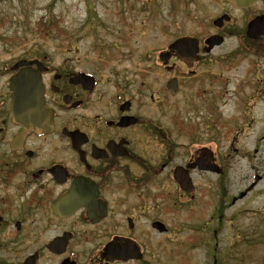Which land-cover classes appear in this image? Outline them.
<instances>
[{"label":"flooded vegetation","instance_id":"obj_1","mask_svg":"<svg viewBox=\"0 0 264 264\" xmlns=\"http://www.w3.org/2000/svg\"><path fill=\"white\" fill-rule=\"evenodd\" d=\"M214 4L215 13L197 32L176 36L163 49L162 94L165 108L173 111L166 115L165 130L150 111L143 112L138 93L118 81L110 88L71 59L54 62L55 53L37 47L18 59L32 64L17 71L40 72L48 118L23 126L12 120L8 88L0 99V264H168L166 258L187 264L185 204L200 199L202 174L217 176L218 184V175L200 168L219 162L213 128L210 144L202 145L200 119L181 117L179 111L200 105L208 120L217 121L213 88L225 79L219 67H204L220 63L228 71L254 51L253 45L264 43V0L244 7L228 0ZM258 18L261 26L249 30ZM212 36L222 42L206 52ZM180 37L197 40L194 59L168 49ZM231 40L236 47L214 52ZM249 66L248 60L246 70ZM169 82L174 83L167 87ZM155 95L148 97L151 103ZM176 169L187 172L193 192L179 188ZM237 200L238 195L231 197L229 207Z\"/></svg>","mask_w":264,"mask_h":264},{"label":"rangeland","instance_id":"obj_2","mask_svg":"<svg viewBox=\"0 0 264 264\" xmlns=\"http://www.w3.org/2000/svg\"><path fill=\"white\" fill-rule=\"evenodd\" d=\"M215 1L0 0V99L7 93L9 67L32 46L55 53L50 55L54 62L71 59L110 88L116 81L128 86L138 93L143 112L150 111L165 130L166 115L173 111L163 100L167 75L159 52L174 37L197 32L215 13ZM51 21H56L54 28L39 34L38 25ZM236 44L231 40L214 52H227ZM253 50L228 71L220 63L204 67H219L216 71L225 79L213 88L217 121L208 120L200 105L179 111L181 117L200 119L202 145H209L212 135L217 137L218 166L223 169L218 184L217 176L202 174L197 179L201 202L185 204L182 236L186 235L187 264H213L215 259L218 264H264V43L253 45ZM152 94L156 95L151 103ZM255 175L261 177L257 185L229 207L230 198L247 188ZM221 204L225 207L219 214ZM160 246L168 248L166 243ZM165 262L178 264L177 258Z\"/></svg>","mask_w":264,"mask_h":264},{"label":"water","instance_id":"obj_3","mask_svg":"<svg viewBox=\"0 0 264 264\" xmlns=\"http://www.w3.org/2000/svg\"><path fill=\"white\" fill-rule=\"evenodd\" d=\"M228 1L236 7H244L250 2V0ZM221 19L222 18L216 20L214 24H216ZM261 21H263L262 18L254 20L249 25V30H255V28L257 29L258 27H260ZM205 43L209 45L208 49H206V51H208L210 48H212L213 45L220 44V38H218L217 36H213L208 38ZM196 46L197 41L195 39L180 38L173 42L169 46V49L175 50L181 57H188L192 54H195L197 50ZM160 58L162 60H165V54H161ZM165 62L166 61H164V63ZM24 64V61H18L12 66L11 69L15 70ZM8 89L10 91V110L14 122L23 126H35L42 121L43 116L44 118H48V113L43 108V90L40 81V73L38 71L37 73H33L30 70L26 69L20 70L18 73L10 77L8 81ZM207 170L215 173L221 172V169L215 166L207 167ZM174 178L182 190L186 192L192 191L193 188L187 176L181 175L178 170H176ZM255 179L257 180V177H255ZM244 194L245 193H241L239 197L241 198L242 196H244ZM154 225L155 227L160 226L161 230L164 228V226L160 223H155Z\"/></svg>","mask_w":264,"mask_h":264},{"label":"trees","instance_id":"obj_4","mask_svg":"<svg viewBox=\"0 0 264 264\" xmlns=\"http://www.w3.org/2000/svg\"><path fill=\"white\" fill-rule=\"evenodd\" d=\"M56 25V21H51L48 25H38V32L41 33H49V30H52ZM51 32V31H50Z\"/></svg>","mask_w":264,"mask_h":264},{"label":"bare ground","instance_id":"obj_5","mask_svg":"<svg viewBox=\"0 0 264 264\" xmlns=\"http://www.w3.org/2000/svg\"><path fill=\"white\" fill-rule=\"evenodd\" d=\"M177 170H178V172H179L181 175H183V176H184V175H185V176H188V175H187V172H181L182 170H180V169H177ZM222 204H223V203H222ZM222 204L220 205V207H221V208H224L225 206H223Z\"/></svg>","mask_w":264,"mask_h":264}]
</instances>
